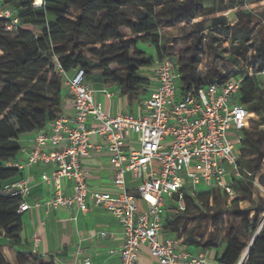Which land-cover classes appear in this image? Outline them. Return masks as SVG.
<instances>
[{
    "label": "trees",
    "instance_id": "trees-1",
    "mask_svg": "<svg viewBox=\"0 0 264 264\" xmlns=\"http://www.w3.org/2000/svg\"><path fill=\"white\" fill-rule=\"evenodd\" d=\"M4 2L20 19L13 32L6 31L0 19V233L9 239L11 248L21 241L23 221L18 212L19 199L2 193L5 183L19 178L13 172L15 168H5L4 163L19 155L22 135L44 129L63 115L67 92L57 64L69 74L82 70L91 83L100 81L107 87H117L129 103L140 102L150 83L142 69L153 65L156 58L173 56L168 51L173 39L161 29L189 23L186 35L191 42L176 59L184 91L231 77L222 76L214 60L208 61L206 71L201 72L200 49L206 42L215 57L245 69L236 54L250 41L251 11L237 0H211L210 5L204 0H42L39 6L34 0ZM225 4L234 9V24L219 13L218 6ZM71 8L78 12L75 17L70 14ZM128 27L132 37L127 34ZM226 38L228 49L222 47ZM142 42L155 47L156 58L139 47ZM250 58L252 67L245 69L241 79L240 101L259 116L261 128L251 120L244 130L238 162L243 170L264 180V44H258ZM246 152L252 155L248 162ZM233 187L238 194L235 198L220 189L202 190L195 196L185 193V209L175 211L170 204L163 232L182 238L181 220L205 219L215 232L208 233L204 240L186 241V245L203 250L223 247L219 263L238 264L251 241L240 264H264V196L255 199L254 186L248 181L235 180ZM243 200L250 203V208H240ZM224 215L239 218L243 228H229L222 237ZM0 264L56 263L53 257L24 250H17V259L11 263L0 245Z\"/></svg>",
    "mask_w": 264,
    "mask_h": 264
},
{
    "label": "built area",
    "instance_id": "built-area-1",
    "mask_svg": "<svg viewBox=\"0 0 264 264\" xmlns=\"http://www.w3.org/2000/svg\"><path fill=\"white\" fill-rule=\"evenodd\" d=\"M0 19L9 32L20 24L16 10L4 0H0ZM149 68L155 84L140 112L113 115L95 99L82 70L69 74L57 64L73 113L61 115L36 132L26 150L27 163L51 167L41 176L52 190L45 205L84 213L100 207L118 220L124 230V242L116 251L119 264H136L142 246L160 264H207L204 251L191 253L179 237L162 236L165 218L170 204L175 211L185 209V193L195 196L202 190L220 189L235 198V180L262 189L258 178L238 162L252 113L240 101V78L231 76L184 91L172 55L156 58ZM93 135L102 144L91 142ZM101 147L111 154L113 193L91 188L83 165ZM4 167L21 170L24 164L9 160ZM64 181L71 183L70 194L65 192ZM30 189L29 179L20 177L5 183L2 193L19 199L22 214L43 204L26 200ZM39 241L36 236L35 247ZM69 264L99 263L85 258Z\"/></svg>",
    "mask_w": 264,
    "mask_h": 264
},
{
    "label": "crops",
    "instance_id": "crops-1",
    "mask_svg": "<svg viewBox=\"0 0 264 264\" xmlns=\"http://www.w3.org/2000/svg\"><path fill=\"white\" fill-rule=\"evenodd\" d=\"M149 54L156 58L155 53ZM145 69L148 71L146 78L150 80V83L145 94L141 95L140 102L129 103L127 97L123 96L117 87H107L100 81L91 83L95 99L102 104L103 110L113 115L126 111L134 114L139 113L143 100L147 98L149 90L155 84L151 69L145 67L142 70ZM72 113L71 97L67 93L63 114L70 117ZM35 136L36 132H31L20 137L22 149L14 161L23 163L24 168L21 170L14 169L13 172L19 178L29 179L31 189L26 200L31 204L36 201L43 202V204L38 208L34 207L22 213L23 230L19 244L14 245L13 248L9 247L7 245L9 239L2 234L7 239V251L3 250V253L14 254L17 250H24L43 257H53L56 264H69L74 260L81 261L85 258L99 264H119L120 258L116 251L121 248L124 242V230L112 214L100 207H94L89 212L84 213L76 208H54L44 204L50 198L52 190L49 185L42 181L41 176L43 172H50L51 167L27 163L26 150L31 146ZM91 142L97 145L102 144L101 138L95 135L91 136ZM83 165L89 174L88 181L91 188L112 193L116 191L112 184L111 154L106 148L101 147L93 150L92 155L83 160ZM64 189L67 194L71 193L69 181H64ZM139 205L141 208L145 207L141 200H139ZM102 232L105 235H101ZM36 236L40 238V241L35 247L34 238ZM162 236L174 235L163 232ZM179 239L183 244L182 238L179 237ZM185 248L191 253L204 251L207 264H219L224 249L221 247L203 250L186 245ZM15 260L10 262L14 263ZM136 264L160 263L151 256L147 246H142Z\"/></svg>",
    "mask_w": 264,
    "mask_h": 264
},
{
    "label": "rangeland",
    "instance_id": "rangeland-1",
    "mask_svg": "<svg viewBox=\"0 0 264 264\" xmlns=\"http://www.w3.org/2000/svg\"><path fill=\"white\" fill-rule=\"evenodd\" d=\"M237 2H241L245 6L246 9L251 11L250 41L247 43L244 51L236 54V56L242 62H244L245 69H250L252 67L251 61H250L251 60L250 56L253 53L254 48L258 44H264V0H262V1L237 0ZM34 3L36 6H39V5H37V0H34ZM41 4H42V1H41ZM204 4L210 5L211 0H204ZM218 9H219V13H223V14L227 15L228 21L231 24H234L236 22L235 16H234V11H233L234 9L230 5L225 4L224 7H221L219 5ZM70 14H71V16L75 17V15H77L78 12L74 8H71ZM200 19H201V17H199L197 20H200ZM188 24L189 23H183V24H178V25L173 26V27L161 29V32L170 36L173 39V41L168 44V46L172 49H169L168 51L173 54L175 59L179 58L181 50L191 42V39L186 35L187 34L186 28H187ZM126 30H127L128 36L132 37L133 36L132 29H130L128 27ZM139 47L142 50L146 51L148 54L149 53H155L156 54L155 47L148 42L140 43ZM222 47L227 48V49L229 48V43H228L227 38L224 41ZM228 52H229V50H228ZM0 56L3 57V54L1 51H0ZM156 56H157V54H156ZM212 60H214V64L217 66V68L220 71V74L222 76L229 75V76L237 77L240 79H243L245 77V74H246L245 69H239L238 67H236L234 65H231V64H228V63L222 61L219 57H215L214 53L211 52L210 47L208 46V43L206 42L202 46V49H200V61L199 62H200L201 72L204 73L206 71L207 62L212 61ZM141 73L145 77H147V75H148V71L146 69L142 70ZM262 82H263V80L261 78H259V83L262 84ZM261 90L264 94V87H261ZM66 99H67V97H65V100ZM251 119L258 123V128H261L260 119H259V116L257 114L252 113ZM244 158H245V161L248 162L249 160H252V155H250L249 152H246V157H244ZM255 176L258 178L259 183L262 186V189H260L258 187L253 188L254 198L257 199L260 196H264V180L262 179V177H260L257 174ZM239 206L241 209H248V208H250L251 205L248 201L243 200L239 203ZM192 210L194 211L195 207H193ZM252 215H253V212H251V216ZM263 217H264V214H263ZM181 225L184 227V235L182 236L183 244H185L186 241L192 242L194 240H204L206 238V236L208 235V233L215 232L213 225L205 219L196 220V221H194V220H189V221L181 220ZM221 226H222V228H225V231L222 232V235H221L222 237H224V235L227 233V230L229 228L236 229V230L239 228L241 230L243 228L241 226V220L239 218L234 217V216L229 217L227 215H224L222 217ZM6 242H7V239L4 236H2V233H0V245H1V251L2 252H3V250L7 251ZM250 242H249L248 246L250 245ZM186 246L190 247L189 245H186ZM248 246H247V249L249 248ZM247 249L244 250V252L242 253V256L245 255V252ZM28 253H31V252H28ZM4 256H5L6 260H8L10 262L11 260L13 261V260L17 259V252L16 253L14 252V254L5 253ZM243 259H245V256H244V258H241V260L239 261L238 264H240L241 261H243Z\"/></svg>",
    "mask_w": 264,
    "mask_h": 264
},
{
    "label": "bare ground",
    "instance_id": "bare-ground-1",
    "mask_svg": "<svg viewBox=\"0 0 264 264\" xmlns=\"http://www.w3.org/2000/svg\"><path fill=\"white\" fill-rule=\"evenodd\" d=\"M41 1H42V0H37V5H40V4H41ZM247 251H248V249H247ZM247 251H246V252H247ZM246 252H245V255H246ZM245 255H243V257H244Z\"/></svg>",
    "mask_w": 264,
    "mask_h": 264
},
{
    "label": "water",
    "instance_id": "water-1",
    "mask_svg": "<svg viewBox=\"0 0 264 264\" xmlns=\"http://www.w3.org/2000/svg\"><path fill=\"white\" fill-rule=\"evenodd\" d=\"M256 235H257V233H256V234H255V236L253 237L252 243H253V241L255 240V238H256Z\"/></svg>",
    "mask_w": 264,
    "mask_h": 264
}]
</instances>
